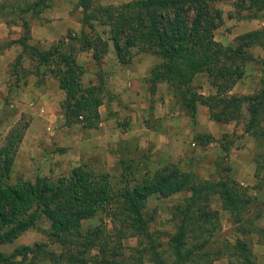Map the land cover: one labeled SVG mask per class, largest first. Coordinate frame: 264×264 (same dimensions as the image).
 Returning a JSON list of instances; mask_svg holds the SVG:
<instances>
[{"label":"trees","instance_id":"trees-1","mask_svg":"<svg viewBox=\"0 0 264 264\" xmlns=\"http://www.w3.org/2000/svg\"><path fill=\"white\" fill-rule=\"evenodd\" d=\"M47 1L0 0V21L22 29L20 37L7 43L20 46L13 66L25 53L36 61L35 74L43 66V72L57 80L63 91L59 108L65 126L78 123L82 130L97 126V108L106 94L100 64L110 43L120 64L128 63L133 52L158 59L145 77L149 93L157 83H164L174 104L191 118L201 104L217 123L243 119V132L264 146V59H260L254 91L229 92L244 65L254 59L249 47L264 51V0L233 1L228 17L258 19L262 25L237 34L229 44L214 39V30L222 21L221 10L214 6L217 0H127L119 4L75 0L78 32H67L42 49L27 42L23 16L39 13ZM97 26L105 29L98 31ZM81 51H90L96 65L93 83H83L84 69L75 57ZM199 73L206 75L212 93L203 95L194 85ZM21 120L22 114L0 141V264H212L219 256L227 257L228 264H264V251L262 262H257L249 241L242 237L255 233L264 247V226L247 216L251 199L244 187L229 176L198 179L176 162L151 168L147 155H128L130 139H119L111 151L118 167L115 175L81 159L55 179L35 176L10 181L28 122ZM194 138L204 145L209 135L196 133ZM254 161L253 176L264 181V151ZM179 192L187 195L170 207L173 230L163 247L159 231L149 228L155 211L146 207V200L151 195L164 198ZM213 198L240 234L219 246H213L219 223L211 207ZM94 218L97 222L90 224ZM27 229L40 231L47 242L19 244L8 252L1 249ZM129 238H134V244L123 245ZM47 243L58 244L59 251L49 250Z\"/></svg>","mask_w":264,"mask_h":264},{"label":"crops","instance_id":"crops-1","mask_svg":"<svg viewBox=\"0 0 264 264\" xmlns=\"http://www.w3.org/2000/svg\"><path fill=\"white\" fill-rule=\"evenodd\" d=\"M230 1L232 4L227 0V7L223 12L226 16L223 17L222 14V20L233 19L235 22L231 30L225 34L227 40L262 25L258 19L235 20L228 17L227 13L233 11L235 0ZM63 16L61 27L55 32L56 34L45 25L32 23L29 30L31 44L52 41L63 34L68 26ZM7 33L8 28L0 21V42L7 37ZM19 52L20 47L14 43L0 48V119L6 117L8 120L7 110L14 105L22 107L15 112L14 119L22 111L29 116L15 153L13 170L19 163L23 168L33 166L35 170L49 163L51 172L55 173L76 165L83 155L106 153L119 139H133L140 148L144 149L151 146V151L157 152L159 158L172 161L182 153V147L188 139L191 144H195L192 137L194 133H208L213 138H218L226 131L223 129L226 128L225 124H218L209 118L204 105L197 104L195 115L191 118L180 115L166 89L158 95L155 92L152 96L147 91L144 77L147 76L149 67L158 59L148 53H140L128 63L120 64L110 43L102 58L101 66L106 74L105 86L112 93V98L104 99L98 106L97 126L86 130L80 129L76 124L65 126L59 108L63 91L58 87L55 78L46 74L43 78H38L39 75L28 71L22 64L24 77L17 81L16 78L9 79L7 66ZM41 72L40 67L39 74ZM13 80L15 81L12 82ZM8 81L12 82L11 88L8 87ZM230 90L231 93H235L236 82ZM213 91L214 89L207 84L199 92L207 95ZM151 105L152 108H149ZM150 117L160 122L161 129H156L150 123L147 124V118ZM7 128L5 127L3 135ZM243 164L247 163L244 161ZM263 188L264 186L259 189L263 190Z\"/></svg>","mask_w":264,"mask_h":264},{"label":"rangeland","instance_id":"rangeland-1","mask_svg":"<svg viewBox=\"0 0 264 264\" xmlns=\"http://www.w3.org/2000/svg\"><path fill=\"white\" fill-rule=\"evenodd\" d=\"M127 0H95V3L99 4H119L123 3ZM232 1L228 0V3ZM227 0H217L214 6L219 7L222 10L223 17L226 16V13H223L226 9ZM64 15V16H63ZM62 16L67 20L68 26H66L63 34L59 35L57 38H54L52 41H43L33 43L32 45H37L38 47L44 49L48 48L52 42L59 39L61 36L65 35L67 32H78L79 30V10L75 7V0H48L47 6L43 8L39 13L33 15L30 13H26L23 17L27 22L28 32L30 30V26L34 22H38L41 26L45 25L54 33L61 27V19ZM233 19L231 20H222L220 25L214 30V39L221 42L222 44H229L233 41V37L227 40L226 33L231 30L234 25ZM8 28L7 37L0 42V48L9 46L7 43L11 40L17 39L22 35V29L18 25H9L6 26ZM98 31L104 30V27L97 26ZM56 34V33H55ZM30 38V36H29ZM27 42L31 44V40L28 39ZM15 44V43H14ZM18 45V44H17ZM19 46V45H18ZM20 47V46H19ZM249 51L254 56V59L247 62L243 68L242 76L236 81V90L235 94H247L254 91L258 86V77H259V65L260 59H264V51L257 46L249 47ZM86 52L90 51H81L76 54V61L83 67L84 73L82 74V80L84 84L88 82H94V71L96 69V65L94 64L93 59L90 54ZM140 54L139 52H133L132 57ZM23 56L20 58V61L17 65L13 66L14 59L7 66V70L9 72V79L16 78V81L22 79L24 77V72L21 70L22 64L26 66L28 71L34 72L36 61L33 58H30L28 54L23 53ZM158 62V61H157ZM156 62V63H157ZM155 64V63H154ZM153 64V65H154ZM151 65L149 69L153 66ZM101 66V64H100ZM14 69V73L12 72ZM40 69V68H39ZM102 69V66H101ZM41 74L38 71V78H43L44 67L41 66ZM103 70V69H102ZM149 71V70H148ZM104 72V86H105V71ZM12 73V74H11ZM47 75V74H46ZM148 75V73H147ZM13 76V77H12ZM49 76V75H47ZM13 80L12 82H14ZM145 81V77H144ZM8 87L11 88V81H8ZM147 85L148 91V82H145ZM193 83L197 86L198 91H201L203 87L206 85H210L204 73L197 74ZM203 85H202V84ZM155 91L150 93L151 95L156 92L158 95L162 91L166 89L164 83H157L155 86ZM106 94L104 95V99H111L112 93L106 88ZM167 90V89H166ZM168 91V90H167ZM231 92V90H230ZM168 93L171 95L170 91ZM153 96V95H152ZM171 102H173V98L171 96ZM103 102V101H102ZM174 104V102H173ZM175 108L178 110L180 115L189 116V113L186 110H183L177 104H174ZM152 108V105L149 108ZM22 108L19 106H13L11 109L7 110V116H9L8 120L0 119V141L3 136V131L5 127H11L20 115H23V120L29 121V116L26 112L22 111L19 113L16 119H14V114ZM61 112V111H60ZM209 115V113L207 114ZM23 120H21L23 122ZM147 124L150 123L156 129H161V124L155 118L152 119L147 118ZM28 124V122H27ZM225 124L223 129L226 131L222 132L218 138H213L210 134L209 140L204 145H199L195 138V144H191V141L188 139L187 143L182 147V153L179 154L174 160H169L167 158H159L157 152L151 151V146L147 149L140 148L133 139H130L131 142V152L128 155H133L134 157H139L141 154H145L148 156L149 167L154 168L162 163L167 162H176L178 166L182 170L190 171L194 174V176L198 179H217L222 176H229L234 179L241 187H244L250 195V204L249 210L247 212V216H254L253 222L257 226H264V188L260 190L259 188L264 186V181H258L256 177L253 176L255 169V157L258 153L264 151V146L260 144V142L254 139L251 135L243 132V119H239L238 121H230L228 123H218ZM76 125L80 127V124L76 123ZM4 126V127H2ZM70 126H74L71 124ZM7 128V129H8ZM7 131V130H6ZM25 131V129H24ZM5 134V133H4ZM24 134V132H23ZM195 133L192 137H194ZM23 136V135H22ZM22 139V137H21ZM21 141V140H20ZM20 143V142H19ZM19 146V144H18ZM17 146V148H18ZM147 147V146H146ZM116 149V145L112 146L110 149L106 151V153H95L96 157L92 158L87 157V155H83L79 161L88 160L92 162V164L99 169H103L108 171L110 174L115 175L118 171V167L114 164L115 156L111 153ZM17 151V150H16ZM247 164H243V162ZM72 167V166H71ZM70 167V168H71ZM70 168H66L64 170H58L55 173H52V168L50 164H43L42 167L35 170V168H23L20 163L13 170V174L10 176V181H14L16 179H28L33 178L35 176H45L49 178L55 179L57 176L65 174ZM263 169L259 170V177L262 175ZM251 177L249 178V176ZM241 182V183H240ZM257 191V192H256ZM186 192H179L174 195L168 197H157L155 195H151L146 200V207L150 209H154L155 217L150 222L149 228L152 230H157L160 233L162 246L166 247V240L169 234L172 232V222L170 219V207L179 202L182 197L186 196ZM211 207H213L218 215V230L214 236V245L219 246L221 243H226V241H232L234 235H240L235 230V226L228 219L227 213L220 207L219 202L216 198L211 200ZM96 218L92 219L89 223H96ZM46 223L42 222L41 226L45 227ZM247 239L250 243L251 249L253 251L254 257L257 262H261L263 260V252L264 247L262 242L258 239L255 233H250L245 236H242ZM34 242H47L46 237L36 229H27L23 231L18 237H16L12 242L2 245L1 249L5 252H8L13 249L14 246L19 244H32ZM122 244L125 246H131L134 244V238L124 239ZM47 248L53 252L59 251V245L56 243H47ZM212 264H228V259L225 256H219L214 259Z\"/></svg>","mask_w":264,"mask_h":264}]
</instances>
